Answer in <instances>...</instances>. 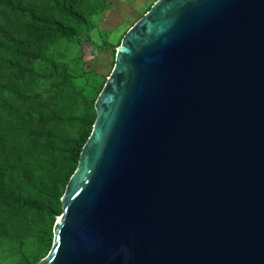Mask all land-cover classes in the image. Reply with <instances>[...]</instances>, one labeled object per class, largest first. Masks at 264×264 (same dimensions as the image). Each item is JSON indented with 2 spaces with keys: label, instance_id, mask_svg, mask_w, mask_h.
Listing matches in <instances>:
<instances>
[{
  "label": "water",
  "instance_id": "obj_1",
  "mask_svg": "<svg viewBox=\"0 0 264 264\" xmlns=\"http://www.w3.org/2000/svg\"><path fill=\"white\" fill-rule=\"evenodd\" d=\"M95 109L38 264H264V0H157Z\"/></svg>",
  "mask_w": 264,
  "mask_h": 264
},
{
  "label": "trees",
  "instance_id": "obj_2",
  "mask_svg": "<svg viewBox=\"0 0 264 264\" xmlns=\"http://www.w3.org/2000/svg\"><path fill=\"white\" fill-rule=\"evenodd\" d=\"M109 0H0V264H38L51 250L64 197L97 118L83 36Z\"/></svg>",
  "mask_w": 264,
  "mask_h": 264
},
{
  "label": "rangeland",
  "instance_id": "obj_3",
  "mask_svg": "<svg viewBox=\"0 0 264 264\" xmlns=\"http://www.w3.org/2000/svg\"><path fill=\"white\" fill-rule=\"evenodd\" d=\"M156 1L157 0H109L108 10L105 15L96 22L92 32L83 36L82 56L84 62H80L81 56L78 53L79 49L77 46H66V59L70 62L71 69L77 71L80 66L85 75V79L96 76L103 82L104 90L116 69L117 55L120 48L123 46V39L128 35L130 30L135 27L138 21L147 14ZM63 200L64 197L62 198V204ZM54 242L55 233L53 245ZM52 248L42 260L49 257Z\"/></svg>",
  "mask_w": 264,
  "mask_h": 264
}]
</instances>
